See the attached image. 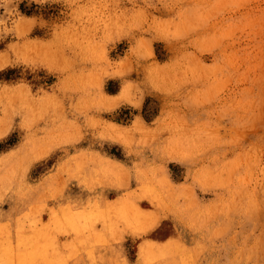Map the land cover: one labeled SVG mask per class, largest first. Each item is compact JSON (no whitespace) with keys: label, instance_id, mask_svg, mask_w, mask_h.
Returning <instances> with one entry per match:
<instances>
[{"label":"rangeland","instance_id":"374dc122","mask_svg":"<svg viewBox=\"0 0 264 264\" xmlns=\"http://www.w3.org/2000/svg\"><path fill=\"white\" fill-rule=\"evenodd\" d=\"M0 264H264V0H0Z\"/></svg>","mask_w":264,"mask_h":264},{"label":"bare ground","instance_id":"6f19581e","mask_svg":"<svg viewBox=\"0 0 264 264\" xmlns=\"http://www.w3.org/2000/svg\"><path fill=\"white\" fill-rule=\"evenodd\" d=\"M203 158V157H202ZM150 198V197H149ZM151 209V208H150Z\"/></svg>","mask_w":264,"mask_h":264}]
</instances>
